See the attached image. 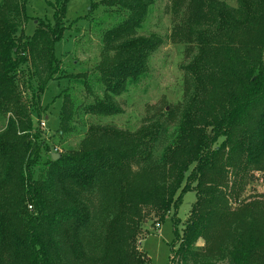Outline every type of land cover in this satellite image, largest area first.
<instances>
[{
	"label": "trees",
	"instance_id": "16d2710c",
	"mask_svg": "<svg viewBox=\"0 0 264 264\" xmlns=\"http://www.w3.org/2000/svg\"><path fill=\"white\" fill-rule=\"evenodd\" d=\"M28 1L0 0V264H150L137 246L144 221L163 222L188 191L196 201L171 264H264V194L232 201L253 170L264 173V0H187L173 38L195 55L160 153L169 131L161 118L135 132L92 125L57 159L32 143V111L42 115L48 84L66 76L55 45L70 0L49 1L53 23L37 18L31 35ZM91 1L122 15L103 34L104 98L82 83L96 94L87 113L111 116L121 111L114 98L146 73L164 41L136 34L156 0ZM70 94L62 95L61 134L73 124Z\"/></svg>",
	"mask_w": 264,
	"mask_h": 264
},
{
	"label": "rangeland",
	"instance_id": "374dc122",
	"mask_svg": "<svg viewBox=\"0 0 264 264\" xmlns=\"http://www.w3.org/2000/svg\"><path fill=\"white\" fill-rule=\"evenodd\" d=\"M52 0H29L26 13L30 19L23 26L25 33L31 35L38 19H47L53 23L54 10L49 5ZM231 6H237L236 0H222ZM187 0H156L149 14L137 31V35H157L163 44L155 51L149 61L146 73L136 82L127 86L126 91L114 98L113 103L120 108L118 114L103 116L87 113L85 107L94 103L95 97L104 98L98 70L104 47L103 34L122 18V15L103 5L93 9L91 0H70L66 13L65 36L56 43V55L62 59L66 76L51 81L41 98L42 115L37 117L33 109V130L39 138L32 143L43 145L42 154L60 153L78 148L92 125H113L124 131L135 132L141 126L160 119L168 124L167 137L159 145V153L171 138L179 119L184 97L185 66L195 55V49L180 40L174 39V27L181 20ZM114 54V52H111ZM70 75L72 78L70 79ZM80 75L79 78H75ZM82 77L84 79H82ZM70 79V80H69ZM86 81L94 86V94H88ZM69 89V90H68ZM70 91L74 101L73 124L65 133H60L62 95ZM27 92V91H26ZM91 92V91H90ZM28 98L30 93H26ZM63 95V96H64ZM96 95V96H94ZM32 110V109H31ZM171 113L168 114L167 111ZM7 118L0 115V130ZM45 123V126H43ZM253 179L239 191V199L233 201L236 206L241 200L253 199L264 194V173L253 170ZM196 201L195 191H188L179 205L165 220L157 222L149 216L138 235L139 251L150 259V264H171L172 251L178 247L177 232L181 235ZM177 231V232H176ZM203 245V240L199 241Z\"/></svg>",
	"mask_w": 264,
	"mask_h": 264
},
{
	"label": "water",
	"instance_id": "95a60500",
	"mask_svg": "<svg viewBox=\"0 0 264 264\" xmlns=\"http://www.w3.org/2000/svg\"><path fill=\"white\" fill-rule=\"evenodd\" d=\"M60 155L58 153H53V158L57 159Z\"/></svg>",
	"mask_w": 264,
	"mask_h": 264
},
{
	"label": "built area",
	"instance_id": "2783aa9c",
	"mask_svg": "<svg viewBox=\"0 0 264 264\" xmlns=\"http://www.w3.org/2000/svg\"><path fill=\"white\" fill-rule=\"evenodd\" d=\"M43 126H45V123H43Z\"/></svg>",
	"mask_w": 264,
	"mask_h": 264
}]
</instances>
